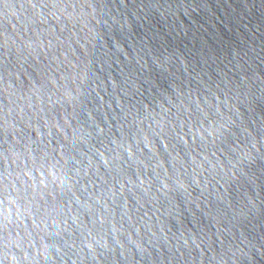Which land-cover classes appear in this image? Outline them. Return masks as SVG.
Returning <instances> with one entry per match:
<instances>
[{
    "label": "water",
    "instance_id": "obj_1",
    "mask_svg": "<svg viewBox=\"0 0 264 264\" xmlns=\"http://www.w3.org/2000/svg\"><path fill=\"white\" fill-rule=\"evenodd\" d=\"M0 264H264V0H0Z\"/></svg>",
    "mask_w": 264,
    "mask_h": 264
}]
</instances>
